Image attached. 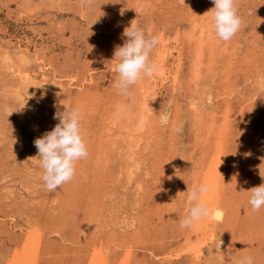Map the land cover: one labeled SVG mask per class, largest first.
Masks as SVG:
<instances>
[{
    "label": "rangeland",
    "instance_id": "1",
    "mask_svg": "<svg viewBox=\"0 0 264 264\" xmlns=\"http://www.w3.org/2000/svg\"><path fill=\"white\" fill-rule=\"evenodd\" d=\"M213 6L0 0V264H264V209L247 196L264 183V0H237L229 41ZM131 23L159 36L157 72L121 95L113 54ZM64 105L82 113L88 156L49 192L34 140ZM210 178L222 220L181 229L188 188ZM196 238L202 252L186 250Z\"/></svg>",
    "mask_w": 264,
    "mask_h": 264
},
{
    "label": "clouds",
    "instance_id": "2",
    "mask_svg": "<svg viewBox=\"0 0 264 264\" xmlns=\"http://www.w3.org/2000/svg\"><path fill=\"white\" fill-rule=\"evenodd\" d=\"M91 5L94 0H83ZM117 2V0H113ZM213 7L207 12L210 15L209 26L222 41L231 40L240 30L242 18L237 11V0H213ZM125 42L116 46L113 58L114 71L118 74L114 87L121 95H127L142 76H151L157 72V64L151 55L160 42L156 34L146 33L135 23L124 29ZM152 97L151 99H154ZM148 103V102H147ZM10 114V113H9ZM59 120L50 131L34 140L38 149V165L41 180L49 192H54L62 185L70 182L76 175V163L87 158L88 149L83 139L81 126L82 113L78 107H65L63 111L54 113ZM170 116L164 113L160 117L162 125H168ZM182 123H176L173 131L180 134ZM264 179V173L259 170ZM212 185L207 181H195L186 193V212L179 222L181 229L192 227L201 219L211 216L212 211L206 197L212 191ZM248 203L253 211L264 209V183L252 187L248 192ZM239 264H255L252 256H244Z\"/></svg>",
    "mask_w": 264,
    "mask_h": 264
},
{
    "label": "bare ground",
    "instance_id": "3",
    "mask_svg": "<svg viewBox=\"0 0 264 264\" xmlns=\"http://www.w3.org/2000/svg\"><path fill=\"white\" fill-rule=\"evenodd\" d=\"M209 21V20H208ZM10 59V58H9ZM212 61V60H211ZM11 62V61H10ZM11 64V63H10ZM161 69V68H160ZM159 70V69H158ZM161 70H163V69H161ZM163 73V72H162ZM156 75V74H155ZM154 76V75H153ZM160 77H161V75H160ZM158 78V77H157ZM151 80H154V79H151ZM154 84H155V82H154ZM154 89V88H153ZM150 90H152V89H150ZM148 93H150V92H148ZM147 95V94H146ZM151 95V94H150ZM147 99V98H146ZM144 100V99H143ZM148 100V99H147ZM144 102V101H143ZM143 104V103H142ZM148 105H150V104H148ZM151 105H153V104H151ZM148 108V107H147ZM139 112V111H138ZM141 113V112H140ZM142 114V113H141ZM140 114V115H141ZM145 119V118H144ZM214 121V120H213ZM223 133V132H222ZM220 136H222V135H220ZM214 154V153H213ZM215 155V154H214ZM219 159V158H218ZM209 164V163H208ZM208 167V166H207ZM207 169V168H206ZM211 171V170H210ZM214 171V170H213ZM212 173V172H211ZM209 176V175H208ZM213 176V175H212ZM207 177V176H206ZM209 178V177H208ZM204 179V178H203ZM210 179H212L211 181H209L208 179V183H210L211 185H212V188H214L215 186H216V182H214L213 183V180H215V179H213V178H210ZM217 187V186H216ZM216 187H215V189H216ZM214 189V190H215ZM222 192V191H221ZM214 195V193H212V192H210L209 194H208V196L206 197V200H207V204H208V206H209V208L211 209V211H212V214H211V216H212V218H214L216 221H219V220H222V218H223V215H224V212H223V210L222 209H220V208H218V206H217V204L213 201V199H212V196ZM216 200V199H215ZM218 201V200H217ZM219 205V204H218ZM217 213H219L220 215L219 216H217ZM208 218H210V217H208ZM205 220V218H203V221ZM203 221H201V222H203ZM207 222H208V220H207ZM197 224V223H196ZM195 224V225H196ZM201 224V223H200ZM204 224H205V222H204ZM198 225V224H197ZM202 225L203 224H201V227H202ZM199 226V225H198ZM204 227V226H203ZM197 228V227H196ZM195 228V229H196ZM195 229H194V231H195ZM193 231V232H194ZM201 231V230H200ZM203 231V230H202ZM205 232V231H204ZM207 232H208V230H207ZM198 233V232H197ZM202 234V233H201ZM206 236L205 237H207V234H205ZM199 236V238H200V235H198ZM196 237V236H195ZM193 241L192 242H190L189 244H188V246H187V248H186V250H190V251H194V249L195 250H197V252L196 253H198V252H202V250H203V246H204V244H203V242L200 240V241H196V240H198L197 238L194 240V239H192ZM208 241V240H207ZM206 241V242H207Z\"/></svg>",
    "mask_w": 264,
    "mask_h": 264
},
{
    "label": "snow or ice",
    "instance_id": "4",
    "mask_svg": "<svg viewBox=\"0 0 264 264\" xmlns=\"http://www.w3.org/2000/svg\"><path fill=\"white\" fill-rule=\"evenodd\" d=\"M220 214L219 213H217V216H219Z\"/></svg>",
    "mask_w": 264,
    "mask_h": 264
}]
</instances>
